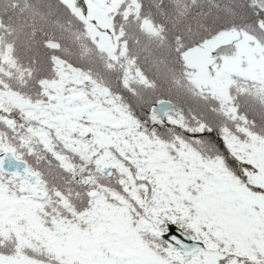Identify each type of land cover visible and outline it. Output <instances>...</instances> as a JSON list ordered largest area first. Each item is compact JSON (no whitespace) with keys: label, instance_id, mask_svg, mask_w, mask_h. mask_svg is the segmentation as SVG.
Wrapping results in <instances>:
<instances>
[{"label":"snow or ice","instance_id":"obj_1","mask_svg":"<svg viewBox=\"0 0 264 264\" xmlns=\"http://www.w3.org/2000/svg\"><path fill=\"white\" fill-rule=\"evenodd\" d=\"M0 264H264V0H0Z\"/></svg>","mask_w":264,"mask_h":264}]
</instances>
